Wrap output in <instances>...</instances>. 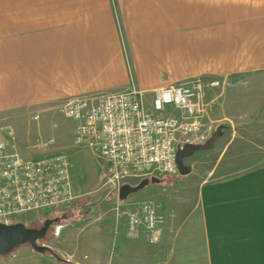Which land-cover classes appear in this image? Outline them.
I'll use <instances>...</instances> for the list:
<instances>
[{"label": "crops", "instance_id": "crops-1", "mask_svg": "<svg viewBox=\"0 0 264 264\" xmlns=\"http://www.w3.org/2000/svg\"><path fill=\"white\" fill-rule=\"evenodd\" d=\"M195 75L230 82L219 102L217 90L207 92L210 135L221 120L232 125L239 112L257 107L264 127V0H0V119L9 110L49 112L73 95L131 82L149 91ZM231 134L219 131L212 146L194 151ZM232 145L187 185L177 179L159 195L156 182L142 186L162 219L159 241L144 227L114 234V217L98 215L65 222L101 224L90 258L57 249L74 264H264V155L222 161L238 152Z\"/></svg>", "mask_w": 264, "mask_h": 264}, {"label": "built area", "instance_id": "built-area-1", "mask_svg": "<svg viewBox=\"0 0 264 264\" xmlns=\"http://www.w3.org/2000/svg\"><path fill=\"white\" fill-rule=\"evenodd\" d=\"M220 83L218 76L195 75L146 91L131 82L125 89L60 101L57 109L74 121L73 145L89 146L108 162L106 182L119 198L114 234L144 227L150 241L161 239L163 226L156 204L121 200L120 187L133 177L177 173V150L187 143H204L213 129L206 120L212 104L207 91ZM55 141L51 134L36 143L46 149ZM72 184L64 151L23 157L12 130L6 128L0 136V222L11 223L26 210L69 204L76 196Z\"/></svg>", "mask_w": 264, "mask_h": 264}, {"label": "rangeland", "instance_id": "rangeland-1", "mask_svg": "<svg viewBox=\"0 0 264 264\" xmlns=\"http://www.w3.org/2000/svg\"><path fill=\"white\" fill-rule=\"evenodd\" d=\"M218 78L221 79V83L208 89V91L215 89L217 90L216 93H224L226 85L230 82L227 77L218 76ZM221 97L222 94L219 95L218 98H215V101L219 102ZM220 108L222 109L220 114H224L223 109L225 110V105H221ZM243 110L245 109L243 108ZM258 113V107L255 108L254 111L250 109V111L239 112V115L232 121L233 126L231 124L228 125L225 120H221V126L219 125V128L216 129L214 133L224 131L227 135L228 133L232 135V132L235 137L230 139L229 137H225V140L223 139V141L214 144L209 150H204L202 152L196 150L194 153L184 157V163L190 167V170L193 169L190 175L180 174L177 171V173L158 176L159 179L156 181H150V177H148L149 180L147 183L156 182L153 184H158L156 187H160V189L157 191V195L161 194L160 190H164L165 187L166 190L174 189L173 187L175 186L172 187V185H174L177 179L179 182L184 179L183 185H187L188 182L186 179L188 177L200 172L204 165L215 162L218 157L221 156L220 150H222L223 145L226 144L227 141L233 142L231 149L233 151L238 150V152L232 155L227 152L223 155L222 161H226L232 157L233 160L238 158L240 162H246L247 160L245 159L248 158V160H250L251 156H253L251 160L262 157L264 155V150L261 149V147L264 146V127L256 120ZM35 114L37 115L36 117H34ZM5 115L3 119H0V136L5 134L6 128L11 129L16 146L19 150L22 149L24 152H29L28 157L37 156L41 152H52L55 150L64 151L68 155L72 185L76 194L67 205L26 210L16 214L13 217V222L20 221L29 227H39L45 218H53V222L49 226L46 235L43 238H39L37 242L49 245L62 257H64V254L57 249L56 245H60V247L64 249H74L76 255L81 258H90L93 251L97 247H100L99 241L97 240L100 230H97L96 226L100 227L101 224L93 222L83 227L80 222L75 221L76 223L74 226H69L72 229L67 225L70 223L69 221L79 218L81 221L86 222L98 215H110V217H115L116 204L119 198L118 192L111 184L106 182L107 176L105 172L108 169V162L104 157L93 152L89 146L76 147L73 145L71 128L74 125V121L71 117L57 109V107L49 112L33 111L30 109H26L25 111L9 110ZM49 120L55 123L53 128L50 127ZM51 134L55 136V146L41 149L36 143L37 139H43ZM246 150L252 153H246ZM143 178L144 177L129 178L126 179L124 184L129 183L137 185ZM142 186L137 188L134 193L140 194V192L144 190ZM162 186L164 187L162 188ZM186 187L188 188V186ZM131 192L125 197H121V200L136 201L151 198L150 196H146L145 192L135 198L130 196V194H132ZM60 222L69 223H65L59 228L57 235L59 232L60 234L58 237L56 235V238L54 236ZM84 253H86V256H84ZM0 264L70 263L57 258L50 251L40 252L31 247L28 242H19L15 244L9 252L0 255Z\"/></svg>", "mask_w": 264, "mask_h": 264}, {"label": "water", "instance_id": "water-1", "mask_svg": "<svg viewBox=\"0 0 264 264\" xmlns=\"http://www.w3.org/2000/svg\"><path fill=\"white\" fill-rule=\"evenodd\" d=\"M215 134L216 133L210 135L204 143H187L182 148L177 150L176 161L178 165V172L180 174H186L190 170V167L184 163L183 158L190 155L195 149H206L212 146L213 140L215 139ZM158 179L159 177L157 176L150 177V181H156ZM148 180V177H144L137 185H132L129 183L122 184L119 195L121 197H125L129 192L134 191L146 184ZM52 222L53 218L49 217L45 218L39 227H29L20 221L11 223L0 222V255H4L9 252L12 247L19 242H28L35 250L40 252L50 251L51 253H54L56 257H58L56 252H54L49 245L37 242L39 238H43L46 235V232Z\"/></svg>", "mask_w": 264, "mask_h": 264}, {"label": "trees", "instance_id": "trees-1", "mask_svg": "<svg viewBox=\"0 0 264 264\" xmlns=\"http://www.w3.org/2000/svg\"><path fill=\"white\" fill-rule=\"evenodd\" d=\"M204 76H210V77H212L213 75H204ZM34 227H35V226H34ZM53 251H54V250H53ZM54 252H56V251H54ZM52 254L54 255V253H52ZM56 254L58 255L57 258H59V259H61V260H64V261H66V262H68V263H70V264H74V263H72L71 261L67 260L66 258L60 256L57 252H56ZM54 256H55V255H54Z\"/></svg>", "mask_w": 264, "mask_h": 264}]
</instances>
